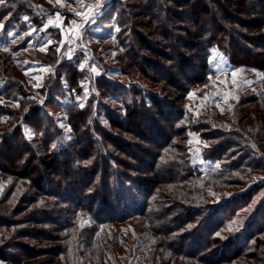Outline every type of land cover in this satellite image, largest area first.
<instances>
[{"label": "trees", "instance_id": "obj_1", "mask_svg": "<svg viewBox=\"0 0 264 264\" xmlns=\"http://www.w3.org/2000/svg\"><path fill=\"white\" fill-rule=\"evenodd\" d=\"M132 1L117 63L138 79L98 78L96 109L94 96L83 108L69 99L67 147H58L53 118L27 97L0 51V255L9 264H264V227L254 226L264 199L249 224L232 227L239 203L260 189L249 187L251 171L264 172V0ZM18 12L41 26L13 0L0 5V25ZM214 49L232 69L263 76L260 92L225 115L237 132L225 131L224 116L196 124L187 111L191 91L214 74ZM50 51L35 58L54 65ZM62 79L70 94L81 92L71 69ZM188 132L210 143L205 160L219 167L208 175L182 154ZM243 133L263 141L254 147Z\"/></svg>", "mask_w": 264, "mask_h": 264}, {"label": "rangeland", "instance_id": "obj_2", "mask_svg": "<svg viewBox=\"0 0 264 264\" xmlns=\"http://www.w3.org/2000/svg\"><path fill=\"white\" fill-rule=\"evenodd\" d=\"M13 1L17 4L25 3L27 8L36 15L37 22H40L41 26L33 23L30 16L18 12L15 20L12 19L9 22L7 21L8 24L0 25V43L4 46L0 51L11 59L14 80L25 87V91L28 94L27 97L32 101H38L40 104L45 105L44 107L48 111L46 115L53 118L52 123L57 128L58 147H67L73 139V132L67 125L65 116V107L69 104V99L75 97L79 105L83 104L86 107L87 102L94 96V109H96L99 98L95 81L98 78H105L117 84H130L129 81L134 80V75L129 78L120 74L117 56L124 51L119 46L120 38L118 37L122 33V28L120 27L125 22V16L122 14L127 7H134L133 5L137 2L132 0H103L102 9L98 11L95 19L84 24L81 29V35L77 37L75 35H62L61 30L52 25L47 28L44 27L48 18L53 17L57 12L64 17L63 27L65 32H68L72 20L80 23L82 18L75 16L73 9L77 11H86V9L81 8L75 0H64L63 4H50L48 0ZM83 3L93 4L95 0H83ZM36 5H39V7H36ZM130 10L133 11L132 9ZM25 17H28V19L25 20ZM119 17H122V19H119ZM32 29H36V31H32ZM29 33L31 34L29 35ZM48 41H51V43L48 44ZM42 46L47 50L41 51ZM5 48L8 51H5ZM50 48L53 51H50L49 54L55 53L58 57L56 64L42 63L35 58L36 54L39 53L47 55ZM69 56H71V59H69ZM211 61L214 74L206 83L191 91L193 95L189 96L187 111L192 115L196 124L210 123L206 120V117L221 120L224 116L222 123L226 126L225 131L235 132L236 128L229 121H225V115L231 118L235 106L243 98L260 92L263 76L260 72L250 68H240V71L236 74L237 83L233 85L232 72L234 69L224 62L222 54H219L214 49ZM80 64L84 65L83 70L80 69ZM217 66L219 71H217ZM75 67L78 73L73 69ZM93 67L97 69L95 73L92 71ZM69 69H71L72 76L76 75L77 80H82V82L80 81L82 90L79 94L77 92H74L73 95L70 94L65 79H62L61 84H58L59 76L61 77L62 73L67 72ZM136 80H134V83ZM246 81H251L252 83L247 84ZM141 85L153 88V85L145 80L141 82ZM6 86L7 84L0 81V88H5ZM161 88L162 85L154 86L152 91L160 92ZM225 93H229L227 100L224 99ZM48 95L52 97L50 101L46 100ZM5 103L8 106L17 108L15 103ZM113 105L118 107L117 104ZM221 109H223V112ZM99 122L105 123L103 119H99ZM214 129H218V127ZM25 133L27 138L33 135L32 130H25ZM189 133L191 132H188V136L192 143L188 144L182 154L188 157L193 167H197L200 172L208 175L217 167L214 162L205 160L211 155L210 151L207 152L210 148V143L204 141L198 133H192L194 135L191 136ZM244 136L250 139L251 145L254 147H257V143L263 141L262 137L255 138L246 133ZM197 140L200 143H197ZM205 143L207 147H205ZM251 175L249 187L260 185V189L255 190L252 196L239 203L241 210L237 213L236 220L232 222V227L234 228L244 227L249 224L256 217L257 210H259V206L264 199V172L251 171ZM2 191L3 186L0 185V196ZM243 191L245 192L247 189ZM236 194L235 192H231V194H216L214 202H223L227 197H234ZM261 212L262 210L259 213L261 217L257 219L256 225L254 224L257 230L264 227V212ZM134 223L132 221L127 225L129 231L133 229ZM261 239L263 240V238ZM23 243L30 244V242ZM255 254H259V252L255 251ZM10 257H13V255ZM6 258L7 256L3 257V255H0V264H9L3 260ZM51 258L52 256H49V258L41 257L39 261H46L45 259Z\"/></svg>", "mask_w": 264, "mask_h": 264}, {"label": "snow or ice", "instance_id": "obj_3", "mask_svg": "<svg viewBox=\"0 0 264 264\" xmlns=\"http://www.w3.org/2000/svg\"><path fill=\"white\" fill-rule=\"evenodd\" d=\"M76 3H78L80 5L81 8L86 9V11H77L76 9H73L74 15L81 17L82 20L80 23H78L76 20H72L71 21V26L68 29V32L64 31V17L61 15V13L57 12L54 14L53 17H49L47 23L44 25L45 28H47L49 25H52L54 27H57L61 30L62 35L68 36V35H75L77 37H79L81 35V29L83 27L84 24H86L89 21H93L98 13L99 10L102 9L103 6V0H95V3L93 4H84L83 0H75ZM5 3V0H0V5H3ZM48 3L52 4V3H56V4H63L64 0H48ZM36 7H39V5H36ZM28 17H25V20H27ZM32 31H36V29H32ZM117 31H119V29H117ZM31 33H29L30 35ZM48 44L51 43V41L47 42ZM47 49L45 47H41V51H46ZM5 51H8L7 48H5ZM57 51H59V49H57ZM69 59H71V56H69ZM80 69L83 70L84 65L80 64L79 65ZM92 71L95 73L97 71V69L95 67L92 68ZM217 71H219V67L217 66ZM240 71L239 69H234L232 72V83L233 85H236L237 81H236V74L237 72ZM212 77L209 76V79H211ZM247 84H251V81H246ZM39 86V85H38ZM193 94H189V96L191 97ZM229 96V93H225L224 94V99L227 100ZM3 101L0 100V103H2ZM17 107L19 106L18 104L16 105ZM81 108L84 107L83 104L79 105ZM221 111L223 112V109H221ZM70 130V129H69ZM31 135V134H29ZM189 135H194L192 133H189ZM192 141L189 140L188 144H191ZM197 143H200L199 140H197ZM53 148L56 147V145L52 146ZM205 147H207V144L205 143ZM199 151V149H197ZM217 167H219V165H217Z\"/></svg>", "mask_w": 264, "mask_h": 264}]
</instances>
